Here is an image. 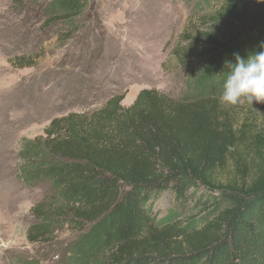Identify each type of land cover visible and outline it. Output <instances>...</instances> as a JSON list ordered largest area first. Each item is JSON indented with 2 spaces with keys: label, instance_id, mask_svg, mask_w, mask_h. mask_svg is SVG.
<instances>
[{
  "label": "trees",
  "instance_id": "trees-1",
  "mask_svg": "<svg viewBox=\"0 0 264 264\" xmlns=\"http://www.w3.org/2000/svg\"><path fill=\"white\" fill-rule=\"evenodd\" d=\"M83 7L85 0H47L43 25L61 20V39L70 37L88 18ZM205 22L222 25L219 34L185 36L181 60L213 58L245 34L260 45L264 0H219ZM17 59L31 65L30 57ZM202 71L190 75L194 87ZM122 99L54 118L43 136L26 140L19 153L24 181L46 179L54 188L32 208L37 223L28 240L52 241L64 225L74 232L50 264H264V107L257 121L236 117L214 94L174 99L143 89L126 108ZM199 186L227 197L199 228L150 218L146 205L160 193L180 198Z\"/></svg>",
  "mask_w": 264,
  "mask_h": 264
},
{
  "label": "rangeland",
  "instance_id": "rangeland-1",
  "mask_svg": "<svg viewBox=\"0 0 264 264\" xmlns=\"http://www.w3.org/2000/svg\"><path fill=\"white\" fill-rule=\"evenodd\" d=\"M45 1L0 0V264L34 259L50 264L65 254L74 235L64 225L52 241L28 240V228L37 223L32 208L50 200L54 188L46 179L24 181L19 153L26 140L43 136L52 119L91 113L116 95H123L125 108L143 89L174 99L220 96L224 61L234 62L233 53L246 57L260 51L257 40L245 34L213 58L181 60L178 54L190 41L185 36L219 34L222 25L205 22L219 0H85L88 18L77 25V34L64 39L61 20L43 25ZM19 57L32 58L31 65ZM196 68L203 70L198 87L189 82ZM262 106L244 101L226 109L261 121ZM226 200L220 191L199 186L180 198L162 192L146 209L156 225L176 221L191 230Z\"/></svg>",
  "mask_w": 264,
  "mask_h": 264
},
{
  "label": "clouds",
  "instance_id": "clouds-1",
  "mask_svg": "<svg viewBox=\"0 0 264 264\" xmlns=\"http://www.w3.org/2000/svg\"><path fill=\"white\" fill-rule=\"evenodd\" d=\"M259 47V52H251L246 57L233 53L234 62L224 61L226 76L219 96V103L224 107L244 101L251 105L264 102V42Z\"/></svg>",
  "mask_w": 264,
  "mask_h": 264
}]
</instances>
